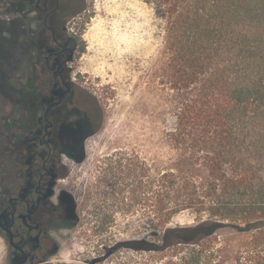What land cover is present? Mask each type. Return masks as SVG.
<instances>
[{
  "label": "trees",
  "instance_id": "trees-1",
  "mask_svg": "<svg viewBox=\"0 0 264 264\" xmlns=\"http://www.w3.org/2000/svg\"><path fill=\"white\" fill-rule=\"evenodd\" d=\"M148 2L164 20L162 132L174 155L165 168L126 156L124 177L150 207V239L135 248L190 246L181 264H209L219 228L264 224V0ZM185 210L199 221L171 226Z\"/></svg>",
  "mask_w": 264,
  "mask_h": 264
},
{
  "label": "rangeland",
  "instance_id": "rangeland-1",
  "mask_svg": "<svg viewBox=\"0 0 264 264\" xmlns=\"http://www.w3.org/2000/svg\"><path fill=\"white\" fill-rule=\"evenodd\" d=\"M76 21L83 28L77 69L88 78L83 84L99 101L95 109L103 113V121L88 139L85 157L66 159L68 171L57 182V192L71 196L79 224L64 232L56 263L181 264L190 246L135 248L134 240L150 239L148 192L145 186L135 190L136 182L123 172L128 155L156 160L162 168L174 155L162 132L169 118L161 70L164 20L148 0H84ZM199 219L185 210L170 225ZM260 225L242 231L219 228L211 239L208 263L264 264ZM3 254L0 242V264Z\"/></svg>",
  "mask_w": 264,
  "mask_h": 264
},
{
  "label": "flooded vegetation",
  "instance_id": "flooded-vegetation-1",
  "mask_svg": "<svg viewBox=\"0 0 264 264\" xmlns=\"http://www.w3.org/2000/svg\"><path fill=\"white\" fill-rule=\"evenodd\" d=\"M83 8L84 0H0L2 264H57L64 232L79 224L57 182L103 121L76 64Z\"/></svg>",
  "mask_w": 264,
  "mask_h": 264
},
{
  "label": "water",
  "instance_id": "water-1",
  "mask_svg": "<svg viewBox=\"0 0 264 264\" xmlns=\"http://www.w3.org/2000/svg\"><path fill=\"white\" fill-rule=\"evenodd\" d=\"M98 260H99V258H96V259H93L92 262L94 263V262H96Z\"/></svg>",
  "mask_w": 264,
  "mask_h": 264
}]
</instances>
